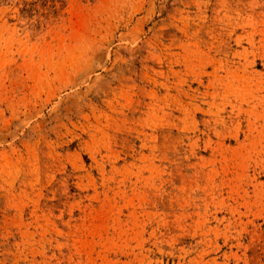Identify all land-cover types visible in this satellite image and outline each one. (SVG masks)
<instances>
[{
    "label": "rangeland",
    "instance_id": "obj_1",
    "mask_svg": "<svg viewBox=\"0 0 264 264\" xmlns=\"http://www.w3.org/2000/svg\"><path fill=\"white\" fill-rule=\"evenodd\" d=\"M0 264H264V0H0Z\"/></svg>",
    "mask_w": 264,
    "mask_h": 264
}]
</instances>
